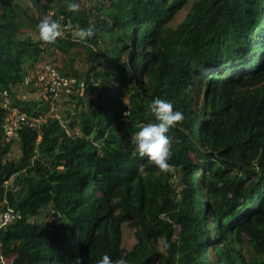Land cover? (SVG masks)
<instances>
[{
	"label": "trees",
	"instance_id": "trees-1",
	"mask_svg": "<svg viewBox=\"0 0 264 264\" xmlns=\"http://www.w3.org/2000/svg\"><path fill=\"white\" fill-rule=\"evenodd\" d=\"M68 2L0 0V212L19 214L0 222V264H97L104 253L126 264H264V0H94L74 11ZM46 15L72 26L54 42L26 33ZM88 24L93 37L74 35ZM77 46L83 81L59 70L84 86L68 112L78 132L48 115L6 141L4 92L46 114L50 99L15 87L35 91L26 79L43 54ZM154 96L184 113L167 133L168 173L131 141L154 119ZM45 213L58 218L39 220ZM125 223L136 228L130 249Z\"/></svg>",
	"mask_w": 264,
	"mask_h": 264
},
{
	"label": "clouds",
	"instance_id": "clouds-1",
	"mask_svg": "<svg viewBox=\"0 0 264 264\" xmlns=\"http://www.w3.org/2000/svg\"><path fill=\"white\" fill-rule=\"evenodd\" d=\"M69 10H78L80 5L77 0H69ZM62 18L44 16L37 22L39 38L45 42H54L61 35L60 21ZM71 27V21L66 25ZM96 33V26L88 24L76 29L74 35L81 40L93 37ZM154 119L141 124L132 134L131 141L135 145L141 157H147L164 173L171 171L169 163L172 156V145L169 135L170 128L175 127L178 122L184 119V113L178 107L174 108L172 100L154 96L146 105ZM126 115V113H125ZM77 264H81L80 258ZM97 264H126L123 258L113 259L108 253L97 260Z\"/></svg>",
	"mask_w": 264,
	"mask_h": 264
},
{
	"label": "rangeland",
	"instance_id": "rangeland-1",
	"mask_svg": "<svg viewBox=\"0 0 264 264\" xmlns=\"http://www.w3.org/2000/svg\"><path fill=\"white\" fill-rule=\"evenodd\" d=\"M44 1H49V0H44ZM77 2L80 5L79 7L80 9L87 10L93 4L94 0H78ZM191 3L192 1H189V3H187L177 12V14L175 15V17L173 18L171 22L173 25H176L183 20L186 13L188 12V9ZM29 12L31 13V11ZM26 33L29 35H32L35 39H39L38 29L36 28H28L26 30ZM41 61H45V62H49L50 64H53L54 67L58 70L62 66L67 64L68 66L73 67V69L79 72L80 78L82 79V81H83L84 73L87 70V61L85 58V54L83 53L81 48L78 46L74 47L69 53L63 52L60 50H56L53 52L47 51L43 54ZM36 66L30 72L31 78H34ZM70 77L73 79L72 84L69 86V88L62 90L57 100H55L58 110H60L61 112L65 114L67 120H70L68 112L69 111L74 112L75 110V102H76L74 98L75 95L77 94L82 95L84 93L83 83H80V86H76L77 78L72 75H70ZM33 88H35V91H30L29 88L19 85L15 87V90L22 97H28V98L30 97V98H35L37 100L47 99L48 93L41 86L34 83ZM69 131L77 133L78 129L76 128V129H73L72 131L71 130ZM19 153H20L19 144L18 142H15L13 145V150L11 151V156H17ZM12 181L13 179L11 178L9 180V184H11ZM1 214L2 213L0 212V218H1ZM38 218L39 220H43L48 223H53L56 221L58 216H56L55 214L52 215V213L50 214L45 213L39 216ZM135 230L136 228L133 227L132 225L128 223L123 224L122 245L126 249H130L132 245L136 242ZM159 249H160V246H159ZM3 259L4 261L2 262H5L6 258L3 257Z\"/></svg>",
	"mask_w": 264,
	"mask_h": 264
},
{
	"label": "built area",
	"instance_id": "built-area-1",
	"mask_svg": "<svg viewBox=\"0 0 264 264\" xmlns=\"http://www.w3.org/2000/svg\"><path fill=\"white\" fill-rule=\"evenodd\" d=\"M60 26L62 29L68 28L66 24ZM32 79H34L35 83L48 93L47 98L51 100L50 109L46 114H39L37 116L30 115L27 112L22 111L19 107L13 105L11 99L7 96V93L4 92L3 105L8 108V113L2 127L6 141H11L16 138L18 132L25 127L39 129L48 115L54 116L67 133H70L68 120L65 114L58 110L55 100H57L62 90L69 88L73 79L63 75L53 64L45 61L37 63L34 78H31L29 75L26 82L28 83ZM18 216L19 214L16 212L6 211L1 214L0 222L5 223ZM2 261H4V259L0 254V262Z\"/></svg>",
	"mask_w": 264,
	"mask_h": 264
}]
</instances>
